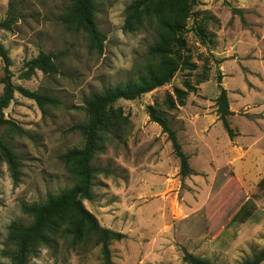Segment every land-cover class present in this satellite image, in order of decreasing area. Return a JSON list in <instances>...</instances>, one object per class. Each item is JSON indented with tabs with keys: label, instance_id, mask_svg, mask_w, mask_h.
<instances>
[{
	"label": "rangeland",
	"instance_id": "1",
	"mask_svg": "<svg viewBox=\"0 0 264 264\" xmlns=\"http://www.w3.org/2000/svg\"><path fill=\"white\" fill-rule=\"evenodd\" d=\"M71 1L0 0V22L14 17L0 28L14 83L59 100L42 110L16 91L5 109L10 123L0 126V138L19 155L21 173L15 180L0 154V264H11L10 224L32 221L22 204L75 184L62 156L84 144L73 126L87 121L85 98L135 77L155 40L154 24L123 28L132 0H96L95 20L107 39L102 53L91 51L87 35L61 20ZM184 36L185 63L169 83L112 105L103 149L92 158L101 171L93 178V198L84 204L101 225L127 235L111 241L113 264H189L185 251L216 264H238L264 250V0H195ZM41 50L59 54L60 71L37 70L24 78V62ZM220 73L238 131L233 141L216 111ZM3 74L0 60V95ZM186 81L195 91L169 111L196 171L182 177L179 159L147 107L167 111V97ZM249 199L255 204L250 217L234 221ZM30 264H102V254L94 239L74 243L56 236L34 248Z\"/></svg>",
	"mask_w": 264,
	"mask_h": 264
},
{
	"label": "trees",
	"instance_id": "2",
	"mask_svg": "<svg viewBox=\"0 0 264 264\" xmlns=\"http://www.w3.org/2000/svg\"><path fill=\"white\" fill-rule=\"evenodd\" d=\"M195 0H132L126 8L123 28L127 31L143 29L154 24L155 40L148 47L147 59L135 77L115 85L105 86L101 91H92L85 98L87 121L73 126L84 137L82 147L68 150L62 158L71 165V173L76 182L58 193H51L46 200L23 203L22 210L32 217L28 224L13 221L8 228V242L12 245L11 264H30V256L37 246L49 244L56 236L70 237L74 243H88L94 239L100 245L102 264H113L110 244L112 240H121L127 235L100 224L96 215L84 204V200L93 198V178L101 168L92 166V158L102 151V135L109 129V114L112 105L120 99L133 100L141 95L169 83L175 73L185 63L183 49L186 47L184 33L188 21L193 15ZM96 0H72L61 14L62 22L70 29L82 31L87 35L91 51L102 53L106 34L100 30L95 20ZM14 17L0 22L1 27H9ZM203 40H207L205 29L197 28ZM58 53L41 50L38 55L24 62L22 76L28 78L37 70L44 73H58L56 59ZM0 60L4 64L1 78L3 91L0 95V126L10 123L5 117V109L14 99L16 91L36 101L42 110L46 105H56V96L38 90L18 86L13 81L11 60L8 49L0 41ZM219 95L215 99L217 115L231 141L238 135L229 117L230 108L228 90L222 85V74L218 75ZM184 87H175L174 95L166 99L168 110L149 105L147 112L150 121L159 124L162 133L170 141L174 155L179 159V174L186 177L196 171L190 164V157L184 152L177 130L169 111L177 109L186 102L189 92L195 87L184 82ZM0 154L8 163L12 177L20 176V157L0 138ZM264 185V177L259 186ZM252 200L241 205L233 216L234 221L242 222L250 217L254 207ZM184 260L189 264H216L208 259L185 251ZM264 262V250L253 253L238 264H261Z\"/></svg>",
	"mask_w": 264,
	"mask_h": 264
}]
</instances>
